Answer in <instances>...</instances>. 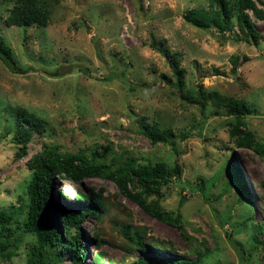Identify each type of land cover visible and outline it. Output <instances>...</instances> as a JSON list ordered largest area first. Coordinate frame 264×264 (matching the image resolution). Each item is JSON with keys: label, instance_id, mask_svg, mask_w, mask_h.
<instances>
[{"label": "rangeland", "instance_id": "374dc122", "mask_svg": "<svg viewBox=\"0 0 264 264\" xmlns=\"http://www.w3.org/2000/svg\"><path fill=\"white\" fill-rule=\"evenodd\" d=\"M255 2L264 11V0ZM10 6L0 0V35L25 72H11L0 61V209L16 208L23 220L26 162L44 144L62 151L104 145L141 163L160 160L172 167L177 161L181 175L163 187L159 203L180 213L182 232L145 213L112 181L88 178V186L103 188L105 210L100 219L88 217L82 228L88 237L98 232L107 242L98 248L88 241L83 264H92L97 251L103 253L102 264L133 261L121 233L125 225L142 231L158 255L191 261L200 253L197 264H264V157L229 141L230 117L211 114L209 107L201 112L200 105L167 86L159 78L171 73L166 58L149 46L163 39L179 51L192 89L200 85L244 99L251 107L246 126L264 143V19L250 13L260 34L254 45L239 39L234 24L221 36L212 27L185 21L187 10L207 7L208 0H59L46 26L25 29L4 24ZM19 107L44 118L46 126L42 134L33 131L27 154L15 159L12 131ZM140 116L169 128L174 146H151L138 131ZM230 152L247 191L243 197L237 195L241 178L233 180V169L228 174L225 168ZM199 184L203 192L196 189ZM73 186L60 181L52 195L81 208ZM30 240L23 234L16 255L0 257V264H25ZM61 264H72L70 256L64 254Z\"/></svg>", "mask_w": 264, "mask_h": 264}, {"label": "trees", "instance_id": "16d2710c", "mask_svg": "<svg viewBox=\"0 0 264 264\" xmlns=\"http://www.w3.org/2000/svg\"><path fill=\"white\" fill-rule=\"evenodd\" d=\"M11 3L3 22L6 26H16L25 29L29 25L46 26L49 22L52 5L59 0H2ZM252 13L257 19H264V11L257 6L255 0H208L207 7H194L185 12L184 19L190 25L208 28L212 27L218 35L229 32L232 24L238 29L239 39L258 43L259 32L250 18ZM234 19V20H233ZM238 39V38H237ZM149 46L159 51L165 58L171 70L170 74L161 72L159 78L170 88L177 91L182 99L192 100L204 108H211V114H225L232 120L227 121L229 141L235 147L251 150L259 158L264 157V143L258 141L250 128L246 126V116L251 107L242 98L222 95L215 90L206 91L200 85L197 90L189 87L180 65L179 51L170 50L164 40H151ZM0 61L14 73H23L12 55L10 47L0 35ZM55 74H60L58 71ZM132 87V86H131ZM12 141L16 145L14 158L19 159L27 154L28 143L34 130L39 134L45 129L46 120L24 107H19L14 113ZM138 131L143 134L151 146L169 144L174 146L173 132L169 128H161L157 121H149L146 117L137 118ZM227 150H231L228 149ZM232 151V150H231ZM227 158L228 174L233 169V180H239L237 195L247 194L241 173L236 163ZM30 177L26 185L27 200L24 203L25 213L22 221H18L20 210L16 208L0 209V257L4 260L16 255L18 244L23 234H29L25 264H61L62 256H70L72 264H83L88 254L87 242L93 241L96 247H101L106 239L98 232L88 237L82 225L88 217L100 219L105 210L103 188L88 186L86 179L101 178L114 183L118 192L138 205L151 217L182 232L181 216L178 211H167L160 206L159 199L163 196V187L182 172L177 161L170 167L163 161H145L141 163L137 157L126 152H114L107 146L90 150L62 151L55 145H43L27 160ZM66 180L75 184L70 187L74 192L76 204L70 207L53 197L52 189L60 181ZM235 181V182H236ZM198 185V184H197ZM202 191L199 184L196 188ZM60 190V197L65 196ZM73 198V199H74ZM22 233L19 234V233ZM121 233L128 244L129 254L135 259L128 264H197L196 259L186 260L158 255L156 246L144 239L143 232L131 225H125ZM92 264H102L103 253L94 252L90 257ZM111 264V261H108ZM118 264V263H117Z\"/></svg>", "mask_w": 264, "mask_h": 264}]
</instances>
